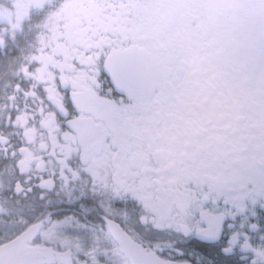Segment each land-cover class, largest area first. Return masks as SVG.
<instances>
[{"label": "snow or ice", "instance_id": "obj_1", "mask_svg": "<svg viewBox=\"0 0 264 264\" xmlns=\"http://www.w3.org/2000/svg\"><path fill=\"white\" fill-rule=\"evenodd\" d=\"M12 8L0 264H264V0Z\"/></svg>", "mask_w": 264, "mask_h": 264}, {"label": "flooded vegetation", "instance_id": "obj_2", "mask_svg": "<svg viewBox=\"0 0 264 264\" xmlns=\"http://www.w3.org/2000/svg\"><path fill=\"white\" fill-rule=\"evenodd\" d=\"M13 1L0 0V8H8L11 17L14 18L16 11L12 8ZM39 17H34L29 22L27 19L23 23L22 31L18 32L15 40L5 38L0 44V73L5 79H11V72L26 57L34 45V33Z\"/></svg>", "mask_w": 264, "mask_h": 264}, {"label": "water", "instance_id": "obj_3", "mask_svg": "<svg viewBox=\"0 0 264 264\" xmlns=\"http://www.w3.org/2000/svg\"><path fill=\"white\" fill-rule=\"evenodd\" d=\"M8 1H13V0H8Z\"/></svg>", "mask_w": 264, "mask_h": 264}]
</instances>
